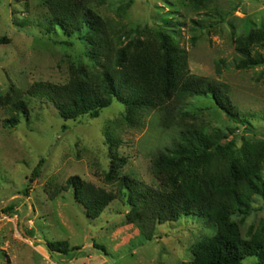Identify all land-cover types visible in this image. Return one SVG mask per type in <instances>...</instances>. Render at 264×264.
I'll list each match as a JSON object with an SVG mask.
<instances>
[{"label":"rangeland","instance_id":"374dc122","mask_svg":"<svg viewBox=\"0 0 264 264\" xmlns=\"http://www.w3.org/2000/svg\"><path fill=\"white\" fill-rule=\"evenodd\" d=\"M199 1L104 0L94 8L105 20L132 30L131 38L156 41L162 33L173 35L188 54L192 75L230 87L233 104L249 125L231 120L209 97L187 101L185 121L205 127L228 148L225 156L214 153L198 174L223 175L234 156L243 166L248 159L259 160L264 182V64L238 69L241 57L235 48L237 38L264 29V0ZM45 2L0 0V39H10L0 47L1 96L24 95L36 82L64 85L73 68L89 64L87 43L46 33L50 13ZM27 100L29 116H22L17 127L3 125L11 113L0 107V264H190L197 248L216 234L209 221L188 217L158 225L154 239L146 240L127 222L128 209L120 199L98 218H89L72 189L53 196L72 176L118 191L116 182L107 180L112 170L107 134L120 141L118 156L126 160L121 176L158 188L151 158L171 137L156 113L143 127L132 128L125 122L126 107L117 101L98 118L65 121L48 101ZM41 159V174L30 183ZM187 174L195 175L190 169ZM233 220L250 239L264 224V197L253 195L250 208ZM60 241L80 249L52 252L49 244ZM256 263L255 258L243 262Z\"/></svg>","mask_w":264,"mask_h":264},{"label":"trees","instance_id":"16d2710c","mask_svg":"<svg viewBox=\"0 0 264 264\" xmlns=\"http://www.w3.org/2000/svg\"><path fill=\"white\" fill-rule=\"evenodd\" d=\"M97 2L101 4L104 0H46L50 13L46 33L87 43L89 64L73 68L64 85L36 82L24 95L15 94V98L0 95V107H7L11 113L3 125L17 127L22 116H29L28 97L48 101L65 121L84 116L98 118L114 101L126 107L125 122L132 128L143 127L145 119L156 113L160 128L171 137L151 158L158 188L131 176H121L120 169L126 160L118 156L120 141L107 134L112 159L107 180L116 182L118 191H108L72 176L64 186L55 189L53 196L72 189L89 218H98L120 199L128 209L127 222L134 224L146 240L154 239L158 225L181 218H203L216 228V234L197 248L190 264H243L247 258L264 264V224L250 239H244L239 223L233 220L250 208L253 195L264 197L260 161L248 159L243 166L233 156L223 175L213 178L205 173L199 175L198 171L209 164L214 153L225 156L228 148H223L205 127L184 119L189 99L209 97L231 120L249 125L233 104L230 87L192 75L188 54L173 35L162 33L156 41L131 38L132 30L119 27L95 12ZM193 23L202 29L207 27L202 21ZM9 42L7 37L1 38L0 47ZM71 42L68 44L72 45ZM235 48L241 57L238 69L263 65L264 29L237 38ZM43 164L41 159L30 183L40 176ZM189 169L195 175L187 174ZM94 247L106 255L103 246ZM49 248L64 254L80 249L70 248L66 241L50 243Z\"/></svg>","mask_w":264,"mask_h":264}]
</instances>
